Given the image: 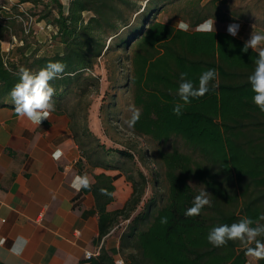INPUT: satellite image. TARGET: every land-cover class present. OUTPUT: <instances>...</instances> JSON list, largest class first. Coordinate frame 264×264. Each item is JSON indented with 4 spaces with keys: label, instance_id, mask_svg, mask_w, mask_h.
I'll return each instance as SVG.
<instances>
[{
    "label": "trees",
    "instance_id": "obj_1",
    "mask_svg": "<svg viewBox=\"0 0 264 264\" xmlns=\"http://www.w3.org/2000/svg\"><path fill=\"white\" fill-rule=\"evenodd\" d=\"M182 1L186 0H67L66 4L61 0H17L16 5H30L26 11L30 16L46 20L56 29L53 39L61 49L39 55L35 50L27 52L25 44L7 53L0 48V106L14 108L9 93L19 82L21 68L38 72L49 62H61L66 65L62 78L50 82L55 88L54 112L67 116L77 144L78 122L75 113L64 106V98L76 94L81 104L86 94L99 90V77L92 72L98 60L113 48L126 52L131 42H135V60L138 57L145 62L158 53L155 43L164 40L160 44L163 50L160 60L169 70L166 83H173L174 78L180 81V74L187 73V79L198 86L200 75L214 69L217 80L210 83L207 94L184 106L182 115L173 113L175 105L166 108L179 121L177 133L199 155L200 180L210 190L211 207L203 208L199 216H185L198 194L180 173L168 171L167 202L153 214L151 225L139 230L152 215L153 202L145 203L132 216L142 197L135 183L129 199L112 213L106 210L113 191L109 176L95 175L91 190L82 191L90 192L94 198L98 242L114 223L127 221L119 236L118 250H129L125 258L129 264H245V250L238 241L217 248L208 242L207 235L214 226L231 225L245 217L257 221L264 215V112L252 102L254 94L248 82L255 69L257 52L251 49L243 52L244 42L227 34H194L188 39L171 36V29L159 26L155 17L167 5ZM215 1L187 8L188 23L196 26L209 17L203 11ZM17 15L22 13L0 21V41L19 21ZM214 84L218 86L213 87ZM178 87L179 84L175 89ZM175 98L180 97L176 94ZM90 104V100L85 102V110ZM163 109L162 106L156 111ZM82 132L87 134V128H82ZM111 151L133 158L129 152ZM141 179L145 183L144 176ZM101 188L110 195H102ZM164 217L167 224L161 223ZM260 223L264 224V220ZM90 260L91 264H114L102 246ZM258 264H264V260Z\"/></svg>",
    "mask_w": 264,
    "mask_h": 264
},
{
    "label": "rangeland",
    "instance_id": "obj_2",
    "mask_svg": "<svg viewBox=\"0 0 264 264\" xmlns=\"http://www.w3.org/2000/svg\"><path fill=\"white\" fill-rule=\"evenodd\" d=\"M209 1L186 0L167 5L156 15L155 20L159 26L170 28L171 36L174 37L181 35L183 39L188 36V39L194 34H204L205 32L196 30L197 25H190L187 32L180 31L176 23L179 20L188 22L185 17L187 8L197 3L204 6ZM16 2L17 0H0L1 22L21 12L22 9L27 11L30 7L29 4L16 5ZM61 2L66 4L67 0ZM203 12L209 16L206 19H215L216 31L210 32L214 36L218 34L231 36L227 32L230 24L240 26L234 38L244 43L249 39L252 30L264 33V0H216ZM26 19L29 20L24 18V21ZM29 21H31L29 33H25L23 23L17 21L3 34L0 41L3 52L7 53L24 44L28 46L27 52L35 50L39 55L52 54L60 50V45L53 39L56 35L53 26L46 20H38L36 16H31ZM160 44L163 45L164 40L155 43L158 53L145 62L138 57L135 60V42H131L126 52L113 48L98 60L92 72L95 77H99V90L86 94L81 104L76 94L64 98V106L68 111L75 113V120L78 122L75 127L76 139L83 157L84 174H88L94 181V176L101 173L111 178L112 199L108 203L110 209L106 210L112 213L120 209L124 199L130 197L133 183L137 191L142 192V197L139 207L132 216L143 208L145 203L152 200V215L139 226V230L147 229L153 221V214L167 202L168 171L180 173L196 194L204 189L210 193L209 188L200 180L202 171L200 172L198 153L186 143L181 133H177L179 121L166 109L169 105L183 102L180 98H175L178 90L175 88L180 81L176 78L173 83L165 81L169 76V70L160 60L163 54ZM118 57H121L120 61ZM87 100H90L91 104L85 110ZM130 104L141 110L140 120L134 128V136H128L126 125H123V121L130 116L128 111ZM162 106L164 108L162 112L156 111ZM84 127L88 130L87 134L82 132ZM111 150L129 152L133 158H126ZM143 176L145 183L141 179ZM126 224V220L114 223L112 228L115 235L120 236ZM118 252L125 264H129L125 259L129 250ZM247 260L246 257L245 264Z\"/></svg>",
    "mask_w": 264,
    "mask_h": 264
},
{
    "label": "crops",
    "instance_id": "obj_3",
    "mask_svg": "<svg viewBox=\"0 0 264 264\" xmlns=\"http://www.w3.org/2000/svg\"><path fill=\"white\" fill-rule=\"evenodd\" d=\"M82 161L67 116L52 112L35 126L18 118L14 108L0 106V239L6 241L0 262L91 264L85 252L101 246L113 259L119 256L113 228L97 240L93 195L70 187L84 174ZM17 236L29 241L20 256L9 251Z\"/></svg>",
    "mask_w": 264,
    "mask_h": 264
},
{
    "label": "clouds",
    "instance_id": "obj_4",
    "mask_svg": "<svg viewBox=\"0 0 264 264\" xmlns=\"http://www.w3.org/2000/svg\"><path fill=\"white\" fill-rule=\"evenodd\" d=\"M176 27L180 31L187 32L190 29V24L184 20H179ZM238 24H230L227 27V32L235 37L239 31ZM254 26H252L253 28ZM197 31L210 33L215 32V19L209 18L197 25ZM249 49L257 52L255 60V69L249 75L248 82L251 85L252 102L264 112V33L256 31L251 32L248 40L243 45V52ZM66 65L61 62H49L45 67L38 72H32L27 68L19 70V82L11 89L9 96L11 103L14 106L15 114L20 119H26L32 125L41 126L47 120L52 112L55 111V103L53 96L55 88L51 85V81L62 78ZM187 73L180 74V84L176 94L183 102L177 103L173 108V113L177 116L182 115V108L191 103L192 99L204 96L209 91L211 82L217 80L218 74L214 69L205 70L199 77L198 86L191 80L187 79ZM218 85H213L216 87ZM128 111L130 116L123 121L126 125L127 135L134 136V128L141 117V110L135 105H129ZM94 179L88 174L76 175L71 181L70 187L76 192L81 190H91ZM102 195H110L108 191L101 188ZM210 193L205 189L201 190L193 199L192 206L185 211V216H199L203 208L211 207ZM264 220V215L259 217L257 221L250 218H242L236 223L221 224L214 226L207 235L208 242L214 247L220 248L225 246L229 241L239 242L245 250V256L248 258L247 264H258L264 260V240L258 237H264V224L260 221ZM162 224H167V217L161 219ZM255 225V226H253ZM6 241L0 239V245ZM29 241L23 236H17L9 250L13 255H22Z\"/></svg>",
    "mask_w": 264,
    "mask_h": 264
},
{
    "label": "built area",
    "instance_id": "obj_5",
    "mask_svg": "<svg viewBox=\"0 0 264 264\" xmlns=\"http://www.w3.org/2000/svg\"><path fill=\"white\" fill-rule=\"evenodd\" d=\"M19 6H22V4H18ZM22 15H17L16 17L18 18L19 21H21L23 23V30L25 33H29L30 32V28H31V21H29L31 19V16L26 12V10L22 9L21 12ZM24 18H29V20L26 19V21H24ZM99 249L97 250L96 253H91L86 251L84 254V257L86 259H90L92 258L94 255L98 254ZM115 264H125V261L120 257L117 256L114 259Z\"/></svg>",
    "mask_w": 264,
    "mask_h": 264
}]
</instances>
